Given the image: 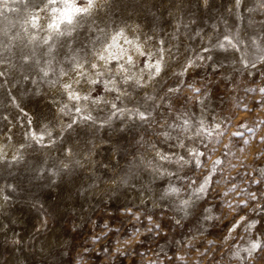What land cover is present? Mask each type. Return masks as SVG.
<instances>
[{
  "label": "clouds",
  "instance_id": "9594fccd",
  "mask_svg": "<svg viewBox=\"0 0 264 264\" xmlns=\"http://www.w3.org/2000/svg\"><path fill=\"white\" fill-rule=\"evenodd\" d=\"M0 264H264V0H0Z\"/></svg>",
  "mask_w": 264,
  "mask_h": 264
}]
</instances>
